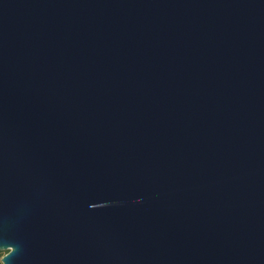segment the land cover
I'll list each match as a JSON object with an SVG mask.
<instances>
[{
	"label": "water",
	"instance_id": "obj_1",
	"mask_svg": "<svg viewBox=\"0 0 264 264\" xmlns=\"http://www.w3.org/2000/svg\"><path fill=\"white\" fill-rule=\"evenodd\" d=\"M1 264H264V0H0Z\"/></svg>",
	"mask_w": 264,
	"mask_h": 264
},
{
	"label": "rangeland",
	"instance_id": "obj_2",
	"mask_svg": "<svg viewBox=\"0 0 264 264\" xmlns=\"http://www.w3.org/2000/svg\"><path fill=\"white\" fill-rule=\"evenodd\" d=\"M3 253H4V252H1V251H0V259H1ZM0 264H1V263H0Z\"/></svg>",
	"mask_w": 264,
	"mask_h": 264
},
{
	"label": "trees",
	"instance_id": "obj_3",
	"mask_svg": "<svg viewBox=\"0 0 264 264\" xmlns=\"http://www.w3.org/2000/svg\"><path fill=\"white\" fill-rule=\"evenodd\" d=\"M6 254V252H4L3 254H2V256H4Z\"/></svg>",
	"mask_w": 264,
	"mask_h": 264
}]
</instances>
